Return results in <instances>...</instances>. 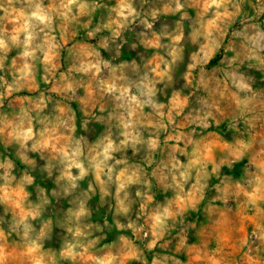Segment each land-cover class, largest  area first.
Instances as JSON below:
<instances>
[{"label":"clouds","instance_id":"9594fccd","mask_svg":"<svg viewBox=\"0 0 264 264\" xmlns=\"http://www.w3.org/2000/svg\"><path fill=\"white\" fill-rule=\"evenodd\" d=\"M0 147V264H264V0H0Z\"/></svg>","mask_w":264,"mask_h":264},{"label":"rangeland","instance_id":"374dc122","mask_svg":"<svg viewBox=\"0 0 264 264\" xmlns=\"http://www.w3.org/2000/svg\"><path fill=\"white\" fill-rule=\"evenodd\" d=\"M191 11V10H190ZM194 15V13H192ZM97 18H99V13L96 14ZM178 17L168 18V19H176ZM81 36L84 35V33L81 31ZM191 48V46H189ZM130 54L125 53L126 58L129 57ZM231 55V53H229ZM218 57L214 59L211 63L212 65H215L218 62ZM211 66V65H210ZM39 79V77H38ZM41 87H44V85H41ZM23 94V93H21ZM0 151H3L2 147H0ZM14 158V157H13ZM19 163V162H17ZM215 182V180L213 181ZM29 191H32L30 188ZM159 199V197H157ZM99 199V197H95L93 202H96ZM55 203V202H53ZM99 217H93V219H98ZM109 221L111 222V217H109ZM255 218L248 214V215H241L240 221H239V227L233 230L232 228H224L217 232L218 237V243L214 244L213 247L218 249V253L220 255L232 257L235 256L236 258L239 257L240 250L237 248V240L240 235H243L246 230L250 229L251 226L254 224ZM116 234L115 228H113L112 232L108 233L109 239L112 238ZM128 235H131V233H128ZM201 236H205L203 229H201L200 232ZM196 237H190V240L196 241ZM207 243V242H206ZM149 259H151V254H149ZM181 259H185V257H181ZM210 259V258H208ZM204 258L199 256H194L192 260V264H203ZM122 264H135L134 261L129 260L128 258H125Z\"/></svg>","mask_w":264,"mask_h":264}]
</instances>
